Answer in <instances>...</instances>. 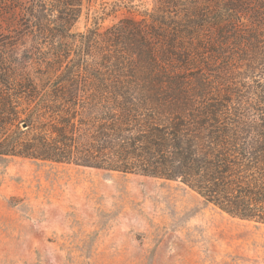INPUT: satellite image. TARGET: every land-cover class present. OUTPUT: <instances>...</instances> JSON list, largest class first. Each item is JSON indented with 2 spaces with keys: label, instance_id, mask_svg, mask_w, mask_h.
I'll return each mask as SVG.
<instances>
[{
  "label": "trees",
  "instance_id": "1",
  "mask_svg": "<svg viewBox=\"0 0 264 264\" xmlns=\"http://www.w3.org/2000/svg\"><path fill=\"white\" fill-rule=\"evenodd\" d=\"M88 1L0 0V156L179 182L264 224V0L74 33Z\"/></svg>",
  "mask_w": 264,
  "mask_h": 264
},
{
  "label": "rangeland",
  "instance_id": "2",
  "mask_svg": "<svg viewBox=\"0 0 264 264\" xmlns=\"http://www.w3.org/2000/svg\"><path fill=\"white\" fill-rule=\"evenodd\" d=\"M152 7L89 0L72 32H103ZM0 264H264V224L179 182L0 156Z\"/></svg>",
  "mask_w": 264,
  "mask_h": 264
},
{
  "label": "water",
  "instance_id": "3",
  "mask_svg": "<svg viewBox=\"0 0 264 264\" xmlns=\"http://www.w3.org/2000/svg\"><path fill=\"white\" fill-rule=\"evenodd\" d=\"M26 128V126L25 125H22V129H25Z\"/></svg>",
  "mask_w": 264,
  "mask_h": 264
}]
</instances>
